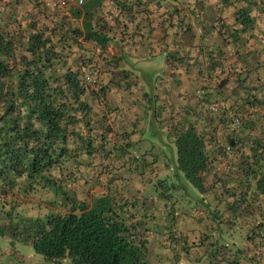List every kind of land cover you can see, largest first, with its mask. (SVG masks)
I'll use <instances>...</instances> for the list:
<instances>
[{"label":"trees","instance_id":"16d2710c","mask_svg":"<svg viewBox=\"0 0 264 264\" xmlns=\"http://www.w3.org/2000/svg\"><path fill=\"white\" fill-rule=\"evenodd\" d=\"M104 1L97 0V6ZM192 2L198 15L224 14L230 19L225 32L242 38L240 45L252 42L264 52V21L260 22L264 0ZM26 3L28 12L16 9V0H0V235L11 248L30 244L51 264H148L147 241L139 235L140 223L132 220L138 202L117 196L118 191L126 192L123 177L117 178L119 187L106 185V192L89 194L90 171L97 166L98 177H103L121 152L109 141L114 133L97 126L89 104V98L103 90H95L99 73L95 56L103 58L110 38L96 30V23L93 26L91 10L84 11L80 29L70 22L79 15L77 10L60 15L40 0ZM115 5L120 13L130 7L125 2ZM134 5L139 10L146 6ZM242 99H247L242 110H225L237 116L254 111L248 112L249 118L242 116L235 136H225L220 153L232 147L241 159L243 189L232 215L249 230L245 249L235 251L230 261L219 255L218 264H264V93L250 92ZM169 134L174 137L178 176L203 192L201 176L208 168L205 141L211 138L192 127H172ZM247 188H253L248 195ZM33 209L34 214L28 212ZM237 223L229 222L232 227Z\"/></svg>","mask_w":264,"mask_h":264},{"label":"crops","instance_id":"0c3cea01","mask_svg":"<svg viewBox=\"0 0 264 264\" xmlns=\"http://www.w3.org/2000/svg\"><path fill=\"white\" fill-rule=\"evenodd\" d=\"M71 1L69 10L80 12L70 18L76 28L82 29L84 11L91 10L93 26L96 23V30L110 38L103 58L95 56L99 68L95 90H103L90 97L89 104L97 126L109 128L115 135L109 141L121 148L117 159L125 165L122 177L129 182L124 199H137L138 224L148 220L145 226L156 228L144 230L141 237L147 243L172 239L183 246L190 243L191 248L200 246L208 256L216 222L227 223V228L232 227L230 221L242 226V220L232 215L243 189L240 181L244 177L238 170L241 159L232 147L220 153V146L225 136L237 134L238 129L228 125V118L238 115L229 111L242 110L241 105L247 102L242 95L254 92L263 96L264 52L251 41L240 45L242 38L225 32L230 19L224 14L207 11L198 15L192 0H116L132 7L126 13L118 12L111 0L100 7L97 0H85L86 8L80 10L74 5L76 0ZM136 2L138 6L146 4L140 8L143 11L134 5ZM91 49L98 54L99 50ZM213 104L218 106V113L210 112ZM229 107L232 110H225ZM176 126L192 127L197 134L211 138L205 141L208 168L201 176L203 192L177 174L176 147L169 134ZM163 132L168 134L167 142L158 144L155 135ZM252 191L247 188V195ZM161 192L176 202L185 192L188 200L196 199L207 211L183 212L177 204L168 208L157 199ZM141 202L150 207L149 217L140 209ZM159 228L169 229V234ZM231 257L225 253L220 259L230 261Z\"/></svg>","mask_w":264,"mask_h":264},{"label":"rangeland","instance_id":"374dc122","mask_svg":"<svg viewBox=\"0 0 264 264\" xmlns=\"http://www.w3.org/2000/svg\"><path fill=\"white\" fill-rule=\"evenodd\" d=\"M13 1V0H12ZM19 4V6L16 7V9L18 10H23L25 12L29 11V4L26 3V1H30V0H16ZM42 2H44L45 4L49 5L51 10H55L57 11L60 15L64 14L67 15V12H69V8H70V4L72 3L71 0H68L69 3V7L66 9H59L55 6L52 5V0H40ZM85 1V0H84ZM76 2V1H75ZM85 3V2H84ZM75 5V4H74ZM77 7V6H76ZM86 8V5L84 6L81 5L79 6L77 9H82V8ZM43 19V17L41 16V20ZM264 19H261L260 22H263ZM72 26L76 27V25H73L72 21H70ZM97 86V81L96 84ZM253 108L249 109L248 111L245 112L244 118H249V113L250 111H252ZM254 111V110H253ZM259 110L257 109L254 113L258 112ZM210 112H214V113H218V110H210ZM262 114L264 115V109L261 110ZM242 115V116H243ZM242 116H238L241 117L239 119H242ZM251 118V117H250ZM228 121H230V125L231 127H233L234 129H237L236 125H233V121L231 118H228ZM149 122V121H148ZM240 122V121H239ZM262 121H260L261 124ZM146 125H148V123L146 122ZM157 130V128H156ZM156 141L158 142V144H161V141L163 142H167V132L166 133H160V134H156ZM166 154L168 155V159L170 158V151L168 148L165 149ZM117 152V153H116ZM119 151H115L114 154H118ZM95 161L98 164V159H95ZM110 171L104 175L103 177H98V171L100 170L99 167L96 169L93 168L94 170L87 176L88 180V186H91L90 191V195L94 194V195H100L102 192H106V185H111L112 187H116V185L119 187L118 185V180L122 177V172H123V168L125 167V165H122L121 162L116 158L112 159L110 161ZM137 171V169H136ZM114 178V180H116L115 182H113L114 180H112ZM117 178H119L117 180ZM111 179V180H110ZM110 180V182L107 183V181ZM124 186H129V182L124 180ZM81 184L82 181H80ZM79 182V184H80ZM94 185H93V184ZM96 183V184H95ZM134 184V183H132ZM84 185V184H83ZM76 188V187H75ZM85 188V185H84ZM128 191L124 192L127 193ZM123 192L120 193V191L117 192V196L124 194ZM134 196V195H133ZM186 194L185 192H183V196L179 197V205L178 208L179 210L186 212L189 211L191 209H194V211H198V212H203V211H207L205 209V207H203L201 204H199V201L197 202L196 199L194 200H189L190 203H192V206L189 207L188 204H186ZM81 198H85L84 197V193L81 196ZM135 198V196L133 197ZM43 201H47V196L45 198V196H43V198H41ZM157 199L158 201L161 202V204L163 203H167L166 205H168L169 207H171L174 203L175 200L169 201L168 199L164 202V199L162 198L161 194L157 195ZM134 201H137L134 200ZM172 202V203H171ZM199 204V205H198ZM195 205H198V207H194ZM140 209L145 210V214L147 216V212L150 211V207L146 206L143 204V202H141L139 204ZM147 209V210H146ZM27 212V211H26ZM29 213L33 214L35 213V209L33 210H29ZM142 213V212H141ZM134 214V219L133 222L136 221V211ZM143 214V213H142ZM149 217V215L147 216ZM211 218L214 220L213 216H211ZM149 221H145L141 225L140 228V236L141 233H144V230H149V231H154L151 230L152 228H148V226L145 225H149L148 223ZM227 226V225H226ZM161 230V232L164 233H168L169 229H165V228H159ZM228 231H226V228L223 227V225H221L220 223L216 222L214 229L211 230V233L213 234V237L211 239V245H209V249H208V256H204L200 246H195L191 248V244L188 243L187 245L181 244L179 241H176L175 239H172L170 241H154L156 243H153L152 241H149L146 244V248H147V262L148 264H218L216 262V259L219 255L224 256L225 253H230L231 256L232 254L237 251L238 249L243 250L246 247V235L247 232L249 230L248 227H241L239 225H235L234 227L231 228H227ZM175 231V230H174ZM176 232V231H175ZM169 234V233H168ZM168 236V235H167ZM0 264H51V263H47L46 261H44L43 257L36 254L32 248V246L30 244H24V243H16L14 245V248H11L10 244L8 243L7 240L3 239L2 236L0 235ZM60 264H69L67 261H62L60 262Z\"/></svg>","mask_w":264,"mask_h":264},{"label":"built area","instance_id":"2783aa9c","mask_svg":"<svg viewBox=\"0 0 264 264\" xmlns=\"http://www.w3.org/2000/svg\"><path fill=\"white\" fill-rule=\"evenodd\" d=\"M83 4H84V0H76V2H75V6H77V7H79ZM52 5L59 8V9H63V10L69 7L68 0H52ZM86 78H87L86 80L91 81L90 78H88V77H86ZM92 81H93V83L95 82V80H92ZM210 110H213V111L218 110V106L216 104H213L210 106ZM229 118L232 119L233 125H236V126L239 125L240 119L238 116H231ZM228 149L229 148H227V150ZM261 236L264 239V232L261 233Z\"/></svg>","mask_w":264,"mask_h":264}]
</instances>
